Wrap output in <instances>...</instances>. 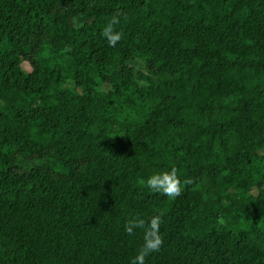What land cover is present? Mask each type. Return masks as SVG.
I'll return each instance as SVG.
<instances>
[{
  "label": "trees",
  "instance_id": "16d2710c",
  "mask_svg": "<svg viewBox=\"0 0 264 264\" xmlns=\"http://www.w3.org/2000/svg\"><path fill=\"white\" fill-rule=\"evenodd\" d=\"M159 213L145 264H264V0H0V264H130Z\"/></svg>",
  "mask_w": 264,
  "mask_h": 264
},
{
  "label": "clouds",
  "instance_id": "9594fccd",
  "mask_svg": "<svg viewBox=\"0 0 264 264\" xmlns=\"http://www.w3.org/2000/svg\"><path fill=\"white\" fill-rule=\"evenodd\" d=\"M122 17L125 20L127 19L125 13L116 11L102 29L101 35L107 40L109 46L114 47L123 37V33L117 30ZM66 50L70 51L71 49ZM193 183L192 178H185L182 181L178 175V169L173 166L170 170L149 176L144 182V186L154 193H160L170 199H175L182 194L184 186ZM162 217L163 213H159L148 220L134 216L126 221L124 229L128 235H134L137 229L143 232V243L130 264H145L146 257L160 250L164 243L160 233V225L163 223Z\"/></svg>",
  "mask_w": 264,
  "mask_h": 264
},
{
  "label": "rangeland",
  "instance_id": "374dc122",
  "mask_svg": "<svg viewBox=\"0 0 264 264\" xmlns=\"http://www.w3.org/2000/svg\"><path fill=\"white\" fill-rule=\"evenodd\" d=\"M22 68L23 69H28L27 65L26 64H22ZM106 87V86H103V88Z\"/></svg>",
  "mask_w": 264,
  "mask_h": 264
}]
</instances>
